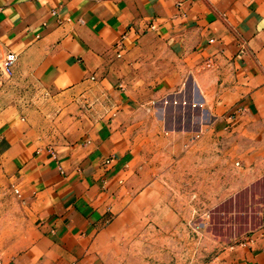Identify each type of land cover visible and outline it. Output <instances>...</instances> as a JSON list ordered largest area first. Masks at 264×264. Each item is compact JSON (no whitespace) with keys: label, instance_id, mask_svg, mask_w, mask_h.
<instances>
[{"label":"crops","instance_id":"obj_1","mask_svg":"<svg viewBox=\"0 0 264 264\" xmlns=\"http://www.w3.org/2000/svg\"><path fill=\"white\" fill-rule=\"evenodd\" d=\"M191 75L217 127L264 109V0H0V264H132V117ZM220 264H264V228Z\"/></svg>","mask_w":264,"mask_h":264},{"label":"rangeland","instance_id":"obj_2","mask_svg":"<svg viewBox=\"0 0 264 264\" xmlns=\"http://www.w3.org/2000/svg\"><path fill=\"white\" fill-rule=\"evenodd\" d=\"M197 80L132 117L143 132L122 183V257L132 264H220L264 228V109L217 127L212 90L205 101Z\"/></svg>","mask_w":264,"mask_h":264},{"label":"built area","instance_id":"obj_3","mask_svg":"<svg viewBox=\"0 0 264 264\" xmlns=\"http://www.w3.org/2000/svg\"><path fill=\"white\" fill-rule=\"evenodd\" d=\"M17 59H18V55L16 52L10 51L6 54V57L4 59V67L8 73L10 74L13 73V69Z\"/></svg>","mask_w":264,"mask_h":264}]
</instances>
